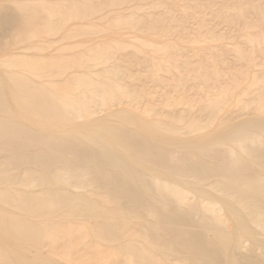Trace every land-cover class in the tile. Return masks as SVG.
Returning a JSON list of instances; mask_svg holds the SVG:
<instances>
[{
    "label": "bare ground",
    "instance_id": "1",
    "mask_svg": "<svg viewBox=\"0 0 264 264\" xmlns=\"http://www.w3.org/2000/svg\"><path fill=\"white\" fill-rule=\"evenodd\" d=\"M0 264H264V0H0Z\"/></svg>",
    "mask_w": 264,
    "mask_h": 264
}]
</instances>
